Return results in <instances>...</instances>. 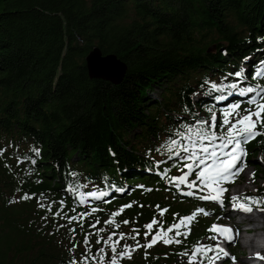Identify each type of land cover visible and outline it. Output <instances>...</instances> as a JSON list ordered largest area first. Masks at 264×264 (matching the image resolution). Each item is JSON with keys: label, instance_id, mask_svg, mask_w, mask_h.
Returning <instances> with one entry per match:
<instances>
[{"label": "trees", "instance_id": "obj_1", "mask_svg": "<svg viewBox=\"0 0 264 264\" xmlns=\"http://www.w3.org/2000/svg\"><path fill=\"white\" fill-rule=\"evenodd\" d=\"M95 48L119 79L89 77ZM258 73L264 0H0V264H182L205 246L209 264L217 206L177 182L197 176L177 132L208 121L223 142L232 105L264 103ZM242 146L256 187L236 197L261 209L264 135ZM190 216L173 243L143 247Z\"/></svg>", "mask_w": 264, "mask_h": 264}, {"label": "snow or ice", "instance_id": "obj_2", "mask_svg": "<svg viewBox=\"0 0 264 264\" xmlns=\"http://www.w3.org/2000/svg\"><path fill=\"white\" fill-rule=\"evenodd\" d=\"M264 73H258V75H261ZM237 75H240L237 73ZM215 88L216 86L213 85ZM229 87H235V85H230ZM254 91L253 88H247L241 90V95H245L247 93H250ZM264 91V90H262ZM249 104H255V110L248 111L247 115L240 116L238 119H236L235 123H232L230 127L227 129L226 136L219 137L220 139H224L225 143L221 147H228L229 145L232 146L231 151L224 153L217 151L210 150L209 147L204 146V142L213 143L218 137L215 132L209 131L204 128V125L208 123V121H200L198 122V127H187L186 132H177V135L180 136L182 139L187 140L188 143L183 145V151L185 153H189V155L186 157L187 160L193 161V163H188L185 165L189 171L193 169V164H196L197 167L200 165H204L206 160L212 161L211 164L206 166L203 171H200L197 173L198 178H203L205 181V187L209 190V194L206 196L201 197V199L206 200H219L220 196L224 191L227 189H223L219 187L222 182H234L235 177H237L243 170V157L246 155V152L241 147L243 143H246L248 140L253 139L257 135H264V131H257V125L260 126L261 129H264V103L257 102L256 100H250ZM240 105L235 104L231 106V109L225 113V119L223 120V124L227 125L229 123L227 117L233 114H236L239 116V113L237 112V109H239ZM255 117V119H253ZM216 117L213 116L212 120L215 121ZM216 127L215 123L210 125V128ZM180 144V141L178 140H171L166 147L168 148V151H172L173 149H176ZM199 146V147H198ZM198 148V151H197ZM199 153L206 154L204 156L199 155ZM179 155V152L176 153ZM222 157H227L226 159ZM237 164L240 165V167H237ZM180 183H185L186 177H181ZM194 185V182H193ZM190 185V186H193ZM94 198H99L95 194H90ZM105 195L104 193H101L100 196ZM30 197L25 196L24 199H29ZM233 206L234 208H238L240 211H242L245 214H249L253 211V207L249 206L250 203H253L252 198H237L233 197ZM242 201V202H241ZM43 207V205H41ZM125 207H131V205H126ZM261 211H264V206L261 207ZM48 211H51V205L48 206ZM93 212L97 211V209L93 208ZM166 211V210H164ZM119 213L115 214L118 215ZM207 214V213H205ZM56 216L60 215V212L55 213ZM161 215H163V212H161ZM76 219L75 217H72L69 219V223L72 222V220ZM193 217H185L183 218L179 224L174 225L173 227H170L166 229L165 231L158 232L156 235L152 236V239L149 243L146 245H143L145 248H151L158 242H163L164 244H171L173 243V239L169 236V233L172 232L174 229L176 230V235L179 236L182 233L179 231V229L182 226H186L187 223L191 222ZM107 223L111 224L113 223L112 220L107 221ZM125 224L128 223V221H124ZM158 223L157 221H153L152 223L146 225V228L149 230V234H151V230L153 229V225ZM103 229H101L102 231ZM210 232L216 233L223 239L227 240L229 243H232L235 236H238L240 233L238 230H233L230 227L227 226H220L213 225L210 229ZM212 239H216L217 236L214 235L211 237ZM135 239V237H133ZM99 243V241H97ZM107 242V241H105ZM179 242V241H175ZM118 243V241H117ZM134 250V249H133ZM103 251V249H101ZM112 251L116 252L115 245L112 246ZM212 248L205 246V247H197L192 256L189 259V264H194V261L196 259V254H201L202 256H206L208 252H211ZM219 252H224V250L218 249ZM183 255V254H182ZM227 255V253H225ZM219 256L216 257H208L209 264H214V261L218 259ZM102 259V257H101ZM112 264H116V261L113 260Z\"/></svg>", "mask_w": 264, "mask_h": 264}, {"label": "rangeland", "instance_id": "obj_3", "mask_svg": "<svg viewBox=\"0 0 264 264\" xmlns=\"http://www.w3.org/2000/svg\"><path fill=\"white\" fill-rule=\"evenodd\" d=\"M116 80L113 79V81H116ZM151 96L153 98H158L159 97V91H154ZM248 111H249V109L247 111H244L243 113H240V111H239L238 112L239 116L234 114V116L232 117L233 120H231V124L235 123L236 119H238L240 116L247 115ZM253 119H255V117H253ZM224 143H225V141L214 142L213 146H210L209 149L210 150L214 149L218 153H220V152L227 153V152L231 151V149H232L231 145H229L226 148L221 147ZM241 147L243 148L242 145H241ZM186 154H189V153H186ZM198 154L202 155V156L206 155L203 153H198ZM222 158L226 159L227 157H222ZM244 158H245V156L243 157V165H244ZM211 163H212V161L206 160L204 165H200L199 167L196 166L194 175H197L198 172L203 171L204 168ZM237 167H240V165L237 164ZM253 173H254V171L252 168H245L237 177H235L234 182H222L221 185H219V187H221L223 189H227V190L222 193L219 200L213 201V200L202 199L204 202L211 203V204H214L215 206H217V211H216L215 215H213V213L205 215L207 222L212 223V226L217 225L218 227H220V225L218 224V221L220 219H223V217L226 214V211H228L230 209H235L234 206L230 205V204H232V205L234 204V202L231 201L230 199L233 197H236L237 195H240V194L252 192L255 189L256 186H255V182L253 179ZM183 177H186L185 183H183V184L180 183V184H182L184 186L185 192H187V193L192 192V194L194 196H196L197 198H200V199H201V197L209 194V190L205 187V181L203 178H198V176H196L194 178V176H190V175H184ZM177 182H180L179 178H177ZM193 182H194V185H193ZM190 185H193V186H190ZM224 198L229 201V202H227V203H229V206L223 205L222 200ZM259 213L264 214V212H259ZM255 215L258 217L259 216L258 212H256ZM255 227L258 228V227H260V225H256ZM214 234L218 238V235L216 233H214ZM216 246L219 247V244H216V239H215L214 248L216 249L217 252H219L217 250ZM228 249H229L231 254L225 255L224 253L222 254V252H220L222 255H219V253H218V255H216V256H219V258L214 261V264H240V262L242 263V261L246 263V258H248L249 256H247V250L240 245V241L233 240L232 243L228 244ZM247 260H249L250 263H252V264L256 263L253 258H248ZM182 264H189V260L184 261ZM194 264H201V263L198 259H195Z\"/></svg>", "mask_w": 264, "mask_h": 264}, {"label": "bare ground", "instance_id": "obj_4", "mask_svg": "<svg viewBox=\"0 0 264 264\" xmlns=\"http://www.w3.org/2000/svg\"><path fill=\"white\" fill-rule=\"evenodd\" d=\"M231 185V184H230ZM228 200L225 198L222 200L223 205L229 206ZM233 206L232 204H230ZM248 220L249 222H253L256 225H260V227L257 228V231L259 232V235L264 237V214L261 213L258 218L251 217L249 214H245L242 211H240L238 208L230 209L226 211L225 216L223 219H220L218 221V224L221 226H227L232 228L233 230H239L242 226L241 223ZM248 244L253 249L252 253L249 255L248 258H253L256 263L254 264H264V248L254 242V240H249ZM229 250V249H228ZM246 258V263L242 261L240 264H252L249 260Z\"/></svg>", "mask_w": 264, "mask_h": 264}, {"label": "water", "instance_id": "obj_5", "mask_svg": "<svg viewBox=\"0 0 264 264\" xmlns=\"http://www.w3.org/2000/svg\"><path fill=\"white\" fill-rule=\"evenodd\" d=\"M86 68L91 79L113 81L124 72L122 64L113 55L102 56L98 49H93L86 58Z\"/></svg>", "mask_w": 264, "mask_h": 264}]
</instances>
